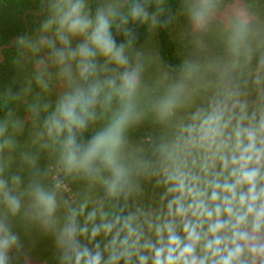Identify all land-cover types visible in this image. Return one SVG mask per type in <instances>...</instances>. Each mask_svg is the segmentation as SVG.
<instances>
[{
    "label": "clouds",
    "instance_id": "obj_1",
    "mask_svg": "<svg viewBox=\"0 0 264 264\" xmlns=\"http://www.w3.org/2000/svg\"><path fill=\"white\" fill-rule=\"evenodd\" d=\"M30 7L0 88V264H37L38 238L55 264H264V0Z\"/></svg>",
    "mask_w": 264,
    "mask_h": 264
},
{
    "label": "trees",
    "instance_id": "obj_2",
    "mask_svg": "<svg viewBox=\"0 0 264 264\" xmlns=\"http://www.w3.org/2000/svg\"><path fill=\"white\" fill-rule=\"evenodd\" d=\"M34 0H0V46L8 44L10 39L21 30L27 28L33 19V13H27L25 16L26 23L23 20V15L26 11L34 9L30 5ZM175 8V5H172ZM162 54L170 58L171 62H178L175 57L176 45L170 42L167 35L161 33L158 37ZM4 59L0 62V88L5 82H9L14 74V70L10 66V61L14 56L13 46L2 49ZM11 54V55H9Z\"/></svg>",
    "mask_w": 264,
    "mask_h": 264
},
{
    "label": "rangeland",
    "instance_id": "obj_3",
    "mask_svg": "<svg viewBox=\"0 0 264 264\" xmlns=\"http://www.w3.org/2000/svg\"><path fill=\"white\" fill-rule=\"evenodd\" d=\"M16 231L19 232L23 238V230L17 227ZM52 253H53V248L50 240L40 239V238L36 240L34 255L37 264H41V262L44 260H47L48 264H55V262L51 259Z\"/></svg>",
    "mask_w": 264,
    "mask_h": 264
},
{
    "label": "water",
    "instance_id": "obj_4",
    "mask_svg": "<svg viewBox=\"0 0 264 264\" xmlns=\"http://www.w3.org/2000/svg\"><path fill=\"white\" fill-rule=\"evenodd\" d=\"M27 13H33V14H35L34 11H32V10H28V11H26V12L24 13V15H23V20H24L25 23H26L25 16H26ZM15 37H16V36L12 37V38L10 39V41H9L8 44H4V45L0 46V53H2V52H1L2 49L10 48V47L13 46L14 41H15ZM3 59H4L3 57H0V62H2Z\"/></svg>",
    "mask_w": 264,
    "mask_h": 264
}]
</instances>
